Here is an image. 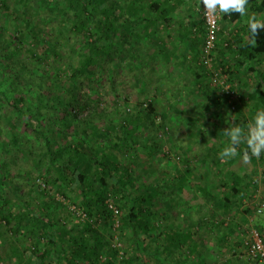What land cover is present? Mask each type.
<instances>
[{
  "label": "trees",
  "instance_id": "trees-1",
  "mask_svg": "<svg viewBox=\"0 0 264 264\" xmlns=\"http://www.w3.org/2000/svg\"><path fill=\"white\" fill-rule=\"evenodd\" d=\"M22 1L17 20L24 27L15 24L9 39L0 41L4 44L0 45V118L5 120L4 125L0 119V236L12 238L10 259L20 264L22 254L15 247L20 231L35 232L37 221L53 220L65 211L74 221L90 223L93 220L91 224L96 226L111 225L108 227L110 238L114 239L117 234L122 244L124 238L135 255L132 258L146 263L145 240L152 225V205L157 195L153 185L140 184L134 164L149 161L156 165L153 159L164 151L156 137L148 135L147 141L140 140L146 129L144 125L150 129V124L159 118L156 101L149 98L140 111L121 112L116 124L106 118L105 111H99V102L92 101L90 111L85 113L87 96L83 87L97 82L104 67L113 75L125 66L139 75L138 84L143 86L144 93L148 85L141 82L142 65L147 67L150 63L147 60H153L155 54L166 56L167 50L164 53L162 49L165 28L173 21L181 0H38V7L34 9L28 5L30 0ZM8 2L0 0V7L8 8ZM249 5L253 13L260 7L264 10V0H249ZM229 18L237 21L241 17L233 13ZM204 33V29L198 35L185 28L183 35L174 37V44H180L183 49L184 37L188 38L190 44L186 45L193 50L181 56L179 62L186 61L191 54L193 66L198 63L207 72L202 48L194 53V48L204 41ZM255 40L254 45L245 46L246 62L264 56V31ZM169 54L172 55L167 53L166 59L176 58V55L168 57ZM173 66L174 74H178V64ZM211 78L210 73L206 87L195 84L196 92L206 88L208 91H205L219 99L220 106L224 104L229 112L236 110L238 115L237 89H225ZM263 98L264 77L256 84L251 99ZM202 112L205 111L191 113L194 116V122L190 118L191 124L198 126L206 119V125L215 118L212 131L220 130L223 119L219 115L203 116ZM226 144L207 146L206 156L199 163L210 161L217 166L218 153ZM169 155L166 152L164 157ZM177 159L182 157L178 155ZM29 162L30 170L22 168ZM187 166L188 172L191 171ZM17 167L14 172L13 168ZM18 178L25 180V194L20 190L18 193ZM242 180L237 178V186ZM45 186L54 188L63 200L56 202ZM36 187L41 200H37ZM249 187H253L251 182ZM10 188L14 198L5 193ZM112 197L120 209L121 227L117 231L113 230V216L108 209ZM71 205L82 211L86 219L74 214L69 208ZM25 221L29 222L24 227ZM91 224L88 225L92 227ZM258 230L264 237V232ZM33 245L32 253L37 256L38 248ZM109 247L119 256L113 245ZM124 251V256L128 255L129 250ZM95 259H99L98 255Z\"/></svg>",
  "mask_w": 264,
  "mask_h": 264
},
{
  "label": "crops",
  "instance_id": "crops-1",
  "mask_svg": "<svg viewBox=\"0 0 264 264\" xmlns=\"http://www.w3.org/2000/svg\"><path fill=\"white\" fill-rule=\"evenodd\" d=\"M188 2L194 3V7L189 6L188 8L189 15L184 17V20H188V25L184 23V20H179L180 22L177 20V22L173 19L180 28L176 32L178 37L183 35L185 28L192 30V33L193 31L203 33L204 21L202 13L198 11L199 2L181 0L180 6H186ZM250 14L257 13L250 11ZM245 19L241 17L237 21H232L229 17L221 18L215 63H219L222 68L225 67L232 83L242 85L249 92L252 90L251 85L258 83L264 77V56L260 55L253 61L246 62L247 54L244 49L247 45L245 37L248 36V32ZM174 21L167 24L166 36H170L174 31ZM169 41L172 40L169 39ZM170 45L172 46L168 47L167 53H172V55L169 54L168 57L176 55V58L167 60L172 61L173 65L178 62L175 63V60L181 59L177 52L182 50L183 52L179 54L185 56L193 50H190L186 44H183V49L180 44L170 43ZM202 45L203 42L197 45L194 53L197 49L201 51ZM167 53H165L166 56ZM190 58H192L191 54L188 55L187 61L191 65L193 62ZM150 60L149 58L147 61ZM215 67L219 66L215 64ZM204 72L198 63L193 67H184L180 70V74H183V78L188 83L201 84L206 87L209 82ZM205 89L198 91L196 95V98L203 104L199 111H205L202 112L203 116L206 114L212 117L219 115V119H222L223 111L219 107V99L210 95ZM251 95L252 93L248 95L246 93L244 103L249 102ZM193 107H190L191 111L196 112ZM211 107L213 111L209 114L208 110ZM241 113L244 123L247 124L251 118L244 111ZM200 122L205 124L206 119ZM215 122V118L208 121L209 124H215ZM206 129L208 128L202 130ZM218 131H222L221 126ZM224 162L233 164L232 167L230 166V169L232 168L230 171H216L215 169L210 172L170 174L171 182L164 189V199L161 198L157 184L153 185L157 198L152 205L154 215L150 220L152 225L147 241L149 248L145 254L147 259L146 263L141 264H221V260L222 264H246L240 254L242 242L248 233L245 235L242 230L250 224V215L255 216L249 182L254 184L253 178L256 173H250L248 168L243 170L241 166L237 168L235 165L239 164V161L233 158L224 160ZM237 178L243 179L238 186ZM169 186L171 187L168 188ZM230 215L232 225L227 228L226 220H230ZM68 216L70 217L63 211L53 220L37 221L35 232L20 231L17 235L19 242L15 245L22 254L20 264H125V261H121L109 247L114 241L110 238L108 228L111 225L96 226L91 222L74 221ZM28 222L25 221L23 226L25 227ZM223 225L226 228H222ZM46 226L49 227L46 228ZM11 241L12 238L5 234L3 237L0 236V264H18L14 259H10ZM33 243L38 248L37 256L32 253ZM222 250L226 253L220 256ZM234 253L235 257L232 256ZM97 255L98 260L95 259Z\"/></svg>",
  "mask_w": 264,
  "mask_h": 264
},
{
  "label": "rangeland",
  "instance_id": "rangeland-1",
  "mask_svg": "<svg viewBox=\"0 0 264 264\" xmlns=\"http://www.w3.org/2000/svg\"><path fill=\"white\" fill-rule=\"evenodd\" d=\"M28 5L31 9H34L38 7V0H30ZM187 5L183 7L180 6L177 9L174 15L175 21L184 20V17H187L189 15L188 8L189 6L194 7V3L188 2ZM7 6L8 8L0 7V41L1 39H9L10 33L13 32V26L15 24H19L21 28L24 27V24H22L20 20H17L20 15L19 13L21 12V9L23 7V1L9 0ZM40 12L43 13L44 10L40 8ZM257 14H264L263 8H257ZM184 23L188 25V20H184ZM51 26H49L47 30L48 33H50L49 30H52V28H50ZM174 26V31L170 34L172 35V37L166 36L165 33L164 44L162 46L163 52L167 50L169 46H172L170 45V43L175 42L174 37L176 36L177 30H179L180 28L176 22L174 23ZM193 33L195 32L193 31ZM199 33L201 32H198L196 34L199 35ZM169 39L172 41H169ZM187 42H189V39L184 37L183 44H186ZM159 43L158 45L161 47V44ZM0 45L4 46V44L1 42ZM182 52V50L179 51V53ZM179 53L177 52L178 56L181 57V54ZM163 57L164 58L160 57L158 54H155L153 56V60H150V63L147 67L142 65L141 71H143V74L141 82L148 85V89L144 93H142L143 86L138 84V79H140V77H138L139 75L136 73V71L128 70L125 66L123 69L118 70V72L114 73L113 75L108 72L107 67H104L101 75H98L99 78L97 82H94L89 87H83V93L87 96L84 101L87 107L85 113H88L90 103L92 101H95L97 103L99 102V111H105L106 118L110 121L113 120L116 124H118L121 119V112H128V110L131 113L140 111L142 105L144 103H147L149 98L156 101L154 105L159 115L158 117L161 118V120H159V118H156V120L150 124V129L149 127L147 128V126L144 125L146 129L141 135L142 137H140V140L147 141L148 135H151L154 138L156 137L155 139L163 145L164 151L157 159H153V161L157 162L156 165H153V163L149 161H144V163H141V165L134 164V166L136 167L135 169L138 170V175L140 176V184H148V186L157 184V189L160 192L162 199H164L165 197L164 189L166 188V185L171 182L169 179L170 174L188 172L187 169L189 167L187 165L191 167V171L189 170V173L210 172L215 169L216 171H223L222 169H224L225 167L228 168L225 171H230L232 169H230V166L232 167L233 164L230 165L228 163H225L224 160L219 157V155L218 158L220 159L217 166L211 164L210 161L208 163H204L203 165H201L199 162L206 156L207 146H215L220 142L222 145L226 144L227 138L224 136L223 131L228 127L229 124H235L237 123V121L239 124H242L244 122V119H239V116H241V112L244 111L249 118H252V116L258 109H264V98L258 99L257 101H252L250 97L249 102H247V104L244 103V99H246L244 98L246 93L247 95L251 93L253 95L257 83H253L251 85L252 90H249L248 92V90L246 88L244 89L242 85H239L238 83L234 84V82L232 83L231 77H229L228 72L227 74H224L223 72L226 78V83L222 86L228 87V89H230V87L235 88L238 91L237 94H240V97L238 95V99L240 100L239 110L237 109L239 114H236V110L229 112L227 106L223 104V106L219 105L220 109H222L223 111L222 131H212L211 124L205 125L201 123L202 125L200 126L192 125L190 122V118L191 121L194 122V116L190 113L192 112L190 107L194 106L193 109L199 110V108H201L203 104L201 100H198L196 98L198 91L196 92L195 85L192 83H188V81L183 78V74H180V70L184 67H193V63L190 65L189 62H187L188 59L186 61L179 62L182 59L178 58L177 60H175V63L178 61L176 64H179V73L174 75V71L176 68L173 66L172 61H170V63L168 64L166 56ZM193 69L194 68H192V70ZM206 70L207 72H205V74L208 79L210 70L207 69V66ZM222 71H224L223 68ZM172 74L174 76H172ZM210 84L213 86L212 82ZM185 93L188 96H186ZM194 100L197 102H194ZM200 104L201 106H199ZM243 107H245V109H243ZM212 111L213 107L208 110V113L212 114ZM1 113L2 111H0V115ZM207 116L212 117L208 114ZM0 119H2L1 124L3 123L5 125V120L2 117ZM162 124H165L167 129H164V126ZM245 125L246 123L242 124L241 126ZM203 128L208 129L202 130ZM166 152L170 154L168 158L164 157V155H166ZM178 155L182 157V160L177 159ZM187 158L188 163H186ZM233 159L235 161H239V164L235 165L237 166V168L241 166L243 170L248 168V170H250V173H256V176L253 178V187H250V195L253 199V204L255 207V216L251 217L250 215L249 219L251 220V222L250 224H247L246 229L242 231L245 232H243L245 235H247V233H249V231L253 228L261 229L264 232V155H262L259 159L252 158L254 159V161L250 160L248 164H244L241 161L239 155ZM20 163L25 164V162L23 161ZM22 168H24L25 170H30L32 168L31 162H29ZM13 169L15 172L18 167ZM23 173L24 172H22L21 174ZM18 183V193L20 194V190L22 194H25L27 191L25 180L23 178H18ZM35 185L37 186V184ZM170 187L171 186H169L168 188ZM34 189L35 194H37V200H41L42 198L39 195V190L37 191V187ZM45 191H47L48 195L52 198L54 196V200L56 202L58 201L60 203L59 200L62 199V197H60L61 195H59L54 188L45 186ZM5 193L11 198H14L15 196L12 188H10L9 191ZM45 199L47 201H50L49 198ZM109 201H111L119 209V206L116 203L114 197H112ZM259 209L262 210L261 213H258ZM231 221L232 219L230 215V220H226V223L228 224H226L225 226L227 228L232 225ZM225 226L223 225L222 228H226ZM247 237L248 235L245 236L244 239H246ZM147 241L148 238L145 240V244L147 245L145 254H147L149 248ZM242 243L243 246L240 257L243 258L244 261H246V264H251L246 255L244 241ZM127 248L128 247L126 246V241L123 238V249L127 250ZM129 250L131 254L129 255L128 253L127 255L125 253L124 259L121 261H125V264L143 263L140 262V260L138 261L135 258H132L135 255L132 249L129 248ZM220 253L221 254L219 255L223 256L226 252L222 250V252ZM232 256L235 257V253ZM146 259L147 258L145 257V261Z\"/></svg>",
  "mask_w": 264,
  "mask_h": 264
},
{
  "label": "clouds",
  "instance_id": "clouds-1",
  "mask_svg": "<svg viewBox=\"0 0 264 264\" xmlns=\"http://www.w3.org/2000/svg\"><path fill=\"white\" fill-rule=\"evenodd\" d=\"M201 3L204 5L205 19L210 16L230 17L233 13L246 18L248 36L245 39L249 46L254 45L255 38L264 31V14H250L249 0H200ZM200 4L198 11L201 12ZM223 134L227 144L218 153L222 160H230L239 155L241 161L248 164L252 158L259 159L264 155V109H258L245 126L229 124Z\"/></svg>",
  "mask_w": 264,
  "mask_h": 264
},
{
  "label": "built area",
  "instance_id": "built-area-1",
  "mask_svg": "<svg viewBox=\"0 0 264 264\" xmlns=\"http://www.w3.org/2000/svg\"><path fill=\"white\" fill-rule=\"evenodd\" d=\"M200 4V0H197ZM201 13L203 16L204 11V5L201 3ZM214 19V24H213ZM220 17H208L205 19L203 16L204 21V41L202 46V60L203 64L207 66V69L210 70V73L212 74V81L214 83H218L221 85H225L226 78L223 74L222 68L215 67V53L217 51V43H218V37L220 32ZM217 65V64H216ZM225 89H228V87H225ZM231 94H234L232 92ZM234 108V107H233ZM63 200V199H60ZM70 210L76 214L79 218L86 219V215L82 213L79 209L76 208V206L71 205L69 206ZM108 209L113 216V230L117 231L121 227L120 221L118 219L120 215L119 209L111 202L108 203ZM261 209L258 210V213H261ZM90 222H93L90 221ZM244 246L246 249V255L247 258L252 262V264H264V237L262 233L256 229L253 228L249 231L248 237L244 239ZM113 248L118 250L119 258L121 260L124 259V249L123 244L120 240V237L115 234L114 241H113Z\"/></svg>",
  "mask_w": 264,
  "mask_h": 264
}]
</instances>
